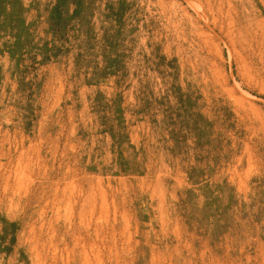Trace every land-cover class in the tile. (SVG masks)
<instances>
[{
	"label": "rangeland",
	"instance_id": "obj_1",
	"mask_svg": "<svg viewBox=\"0 0 264 264\" xmlns=\"http://www.w3.org/2000/svg\"><path fill=\"white\" fill-rule=\"evenodd\" d=\"M206 1L0 0V264H264V0Z\"/></svg>",
	"mask_w": 264,
	"mask_h": 264
},
{
	"label": "bare ground",
	"instance_id": "obj_2",
	"mask_svg": "<svg viewBox=\"0 0 264 264\" xmlns=\"http://www.w3.org/2000/svg\"><path fill=\"white\" fill-rule=\"evenodd\" d=\"M159 1V0H158ZM191 1V0H190ZM204 1V0H203ZM206 1V0H205ZM208 1V0H207ZM206 1V2H207ZM220 1V0H219ZM228 1V0H227ZM227 1H225V3L227 2ZM188 2H189V0H188ZM194 2H195V0H194ZM198 2V1H197ZM205 2V4H207ZM211 2H212V0H211ZM162 3H164V2H162ZM217 3V2H216ZM225 3H224V5H225ZM229 3V2H228ZM188 4H190L191 5V3H188ZM196 4H198V3H196ZM221 4V3H220ZM222 4H223V2H222ZM227 4V3H226ZM235 4V3H234ZM159 6V5H158ZM207 6V5H206ZM211 6V5H210ZM218 6V5H217ZM217 6H215L216 7V9H217ZM227 6H228V4H227ZM236 6V5H235ZM159 7H161V6H159ZM164 7V6H163ZM162 7V8H163ZM189 7V6H188ZM193 7V6H192ZM197 7V6H196ZM209 7V6H208ZM220 6H218V8H219ZM222 7V6H221ZM231 7H232V5H231ZM165 8H166V6H165ZM213 8H214V6H213ZM210 10H212L211 9V7L209 8ZM208 9V10H209ZM224 9V8H223ZM226 9V8H225ZM229 9H231L230 7H229ZM234 9V8H233ZM163 10V9H162ZM196 10H198V9H196ZM219 10H221L220 8L219 9H217V11H219ZM193 11H195V10H193ZM227 11H228V7H227ZM226 11V12H227ZM231 11H233V10H231ZM234 11H235V9H234ZM237 11V10H236ZM160 12H161V10H160ZM197 12V11H196ZM202 12V11H201ZM220 12V11H219ZM227 13H229V11L227 12ZM198 14V13H197ZM201 14V13H200ZM203 14H204V12H203ZM206 14V13H205ZM217 14H219V13H217ZM229 14H231V12L229 13ZM237 14V13H236ZM235 14V15H236ZM196 15V14H195ZM224 15H225V13H224ZM232 15V14H231ZM234 15V14H233ZM158 16V15H157ZM209 16H210V14H209ZM219 16V15H218ZM220 16H221V14H220ZM228 16V15H227ZM199 17V16H198ZM202 17V16H201ZM205 17H207V16H205ZM225 17H226V15H225ZM243 17H245L244 15H243ZM242 17V18H243ZM170 18V17H169ZM227 18V17H226ZM233 18V17H232ZM241 18V17H240ZM203 19V18H202ZM210 19V18H209ZM223 19H224V17H223ZM228 20H229V18H227ZM238 19V18H237ZM170 20V19H169ZM204 20H206V19H204ZM231 20V22H233V20L232 19H230ZM237 21V20H236ZM171 22V21H170ZM235 23V22H234ZM241 23V22H240ZM237 26V25H236ZM237 28V27H236ZM235 27H234V30L236 29ZM232 29V28H231ZM155 31V30H154ZM178 31H179V29H178ZM236 31V30H235ZM242 31V30H241ZM242 33V32H241ZM160 36V35H159ZM242 36V35H241ZM168 42V41H167ZM155 48V47H154ZM169 48V47H168ZM164 51V50H163ZM159 57V56H158ZM161 58V57H160ZM143 59H144V57H143ZM145 60V59H144ZM251 166V165H250ZM247 170V169H246ZM248 172V171H247ZM244 175V174H243ZM239 178V177H238ZM240 179V178H239ZM241 185V184H240ZM238 187V186H237ZM115 190V189H114Z\"/></svg>",
	"mask_w": 264,
	"mask_h": 264
}]
</instances>
